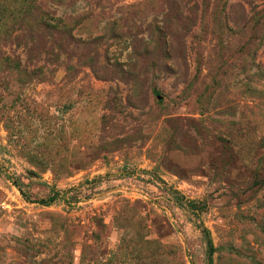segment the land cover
<instances>
[{
	"label": "rangeland",
	"instance_id": "1",
	"mask_svg": "<svg viewBox=\"0 0 264 264\" xmlns=\"http://www.w3.org/2000/svg\"><path fill=\"white\" fill-rule=\"evenodd\" d=\"M0 264H264V0H0Z\"/></svg>",
	"mask_w": 264,
	"mask_h": 264
},
{
	"label": "trees",
	"instance_id": "2",
	"mask_svg": "<svg viewBox=\"0 0 264 264\" xmlns=\"http://www.w3.org/2000/svg\"><path fill=\"white\" fill-rule=\"evenodd\" d=\"M42 25H44V26H46L47 27V25L44 23L43 24V22H42ZM51 27V26H50ZM56 200V198H50L48 201H42V204L43 205H46V206H49V205H51L54 201ZM209 245H210V248H209V258H210V261H212V255H213V253H214V248H213V246H212V244L209 242Z\"/></svg>",
	"mask_w": 264,
	"mask_h": 264
}]
</instances>
